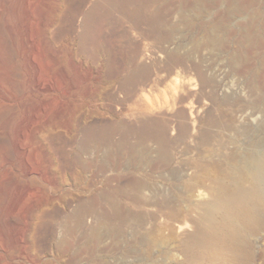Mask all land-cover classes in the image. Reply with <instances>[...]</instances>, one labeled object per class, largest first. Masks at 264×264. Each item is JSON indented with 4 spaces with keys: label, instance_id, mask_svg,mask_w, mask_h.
I'll list each match as a JSON object with an SVG mask.
<instances>
[{
    "label": "rangeland",
    "instance_id": "1",
    "mask_svg": "<svg viewBox=\"0 0 264 264\" xmlns=\"http://www.w3.org/2000/svg\"><path fill=\"white\" fill-rule=\"evenodd\" d=\"M237 168L256 223L192 254ZM199 262L264 264V0H0V264Z\"/></svg>",
    "mask_w": 264,
    "mask_h": 264
},
{
    "label": "bare ground",
    "instance_id": "2",
    "mask_svg": "<svg viewBox=\"0 0 264 264\" xmlns=\"http://www.w3.org/2000/svg\"><path fill=\"white\" fill-rule=\"evenodd\" d=\"M203 3H204V0H203ZM123 4H125V3H123ZM134 156H136V155H134ZM137 156H138V158H135V159H139L140 161H143L146 158V157H144L143 154L138 153V152H137ZM232 178L233 179H232V181L230 180V182H233V183H229L225 180H223V181L220 180V181H218L216 186L210 191L209 197L211 200L209 201V204L212 205V207L215 206V208H219V207L221 208L223 206V208L220 209L223 213L222 214L223 223H221V224L215 223L216 225L215 224L212 225V228H211L210 232H207V235L201 234L199 229H194V231H192V232L186 231L183 233V237H184L183 239H184V244H185L184 248L186 250H188L189 252H191L192 254H194V252L196 251V250H193V248H194L193 246L196 245L197 249L201 248L200 252L205 251V254L207 253L212 258H217V259L220 258L222 261L226 260L230 254H235L237 250H240L239 249L240 247L238 246L239 242L241 244V239H239L240 231L241 230H248L249 231L252 228L253 224L256 223L255 222V220H256L255 212L252 208L253 206H251V204L248 203L249 201L246 202L245 200L237 199L238 197L234 198L233 193L231 195V192L234 189V187H232L233 184H237V185L241 186L242 182H245V180H244V178L246 179L245 171L242 168H237L235 170V173L232 176ZM194 185H195V183L192 182L190 184V187L194 188L195 187ZM190 190H191V188H190ZM190 190L187 192L189 194L191 193L190 195H192V192ZM195 190H192V191H194L196 193V191L198 189L196 191ZM188 193H186V195H188ZM195 193L192 196H195ZM240 194H241V192H240ZM190 195H188V196H190ZM192 196H191V198H192ZM242 196H243V193H242ZM239 197H241V196L239 195ZM135 198L137 199L138 203L141 202V200H143V199H140L139 197L138 198L135 197ZM186 198H188V197L186 196ZM254 199H256V197ZM146 200H144V203ZM199 204L201 205L203 203L201 202ZM102 230H105L104 227L96 229L94 231V234H92L93 237L96 239H99L102 236ZM238 239L240 240L239 242H238ZM152 242L156 245L159 243L158 245H160V244H163L165 241L164 242L162 241L163 242L162 243L161 241L158 242V240L154 239ZM237 246L239 247L238 249H237ZM194 249H196V247ZM197 251L199 252V250H197ZM195 255H197V254H195ZM201 257H203V256H201ZM204 259H206V257Z\"/></svg>",
    "mask_w": 264,
    "mask_h": 264
}]
</instances>
